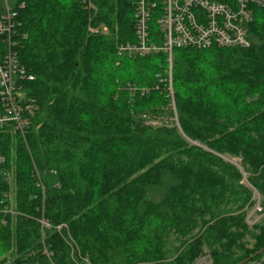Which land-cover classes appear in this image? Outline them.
I'll use <instances>...</instances> for the list:
<instances>
[{
  "label": "trees",
  "instance_id": "1",
  "mask_svg": "<svg viewBox=\"0 0 264 264\" xmlns=\"http://www.w3.org/2000/svg\"><path fill=\"white\" fill-rule=\"evenodd\" d=\"M134 1L0 0L37 107L24 133L0 132V264H76L69 235L93 264H193L204 248L238 264L264 247V9L249 48L173 52L174 112L167 55L118 54Z\"/></svg>",
  "mask_w": 264,
  "mask_h": 264
},
{
  "label": "built area",
  "instance_id": "2",
  "mask_svg": "<svg viewBox=\"0 0 264 264\" xmlns=\"http://www.w3.org/2000/svg\"><path fill=\"white\" fill-rule=\"evenodd\" d=\"M91 9L94 0H81ZM257 9H264V0H135L134 43L118 48V54L131 58L146 57L163 52L169 63V97L175 112L174 91L171 85L173 52L177 49L208 50L246 49L250 46L248 27L253 22ZM21 26L18 13L5 2L0 15V132L11 129L24 133L31 125L37 107L23 93V83L35 77L20 63L15 52V37ZM91 33L98 29L90 28ZM107 31L106 28L103 29ZM11 182L10 174L7 175ZM258 202L260 199L258 198ZM256 211L260 212L259 205ZM43 232L51 229L48 220H39ZM67 230V225L56 227ZM67 243L76 264H93L80 253L78 245L69 235ZM49 259L51 253L44 249ZM238 264H264V249L256 256Z\"/></svg>",
  "mask_w": 264,
  "mask_h": 264
},
{
  "label": "rangeland",
  "instance_id": "3",
  "mask_svg": "<svg viewBox=\"0 0 264 264\" xmlns=\"http://www.w3.org/2000/svg\"><path fill=\"white\" fill-rule=\"evenodd\" d=\"M176 115V114H175ZM175 121H176V116H175ZM233 164H235L236 166L238 165L239 167V159H232L231 160ZM241 169V167H239ZM242 171V169H241ZM243 173V172H242ZM246 180V174H243V181ZM258 198L257 195H253V200H255L256 205L255 207L249 212L248 218L251 219V224H254L255 222H258L260 220V217L258 216V211H256V206L260 204V202H258ZM260 207V206H259ZM264 249V247L262 249H260L259 251L253 253L252 255H250L249 257H247L246 259H249L253 256H256L260 251H262ZM245 260V259H244ZM212 260H211V256H210V252L207 248L203 249V253L200 257H198L193 264H211ZM148 264V263H147Z\"/></svg>",
  "mask_w": 264,
  "mask_h": 264
}]
</instances>
